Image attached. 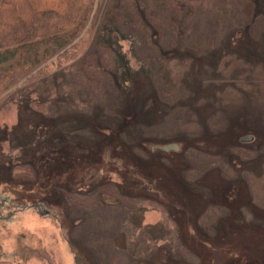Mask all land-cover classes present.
I'll use <instances>...</instances> for the list:
<instances>
[{"label":"rangeland","instance_id":"374dc122","mask_svg":"<svg viewBox=\"0 0 264 264\" xmlns=\"http://www.w3.org/2000/svg\"><path fill=\"white\" fill-rule=\"evenodd\" d=\"M169 12L158 36L116 40L113 82L89 109L63 96L41 113L23 78L3 88L0 71V264H203L174 254L189 219L215 237L207 263L264 264V0H186ZM30 26L1 28V41ZM122 137L131 157L112 144ZM171 142L180 150L151 148ZM144 185L183 208L121 194Z\"/></svg>","mask_w":264,"mask_h":264},{"label":"trees","instance_id":"16d2710c","mask_svg":"<svg viewBox=\"0 0 264 264\" xmlns=\"http://www.w3.org/2000/svg\"><path fill=\"white\" fill-rule=\"evenodd\" d=\"M98 1L103 0H0V71H4L3 88L12 87L17 80L23 78L22 87L25 94L31 93L29 98L31 106H29L41 113L47 112L49 106L47 102H52L53 99L60 102L63 96L71 98L74 106L76 105L82 110L89 109L100 102L106 89L113 82L112 73L115 69L114 61L117 53V47L113 44L116 43V40L129 37L128 32L136 31H140L139 36L149 38V40L150 37L158 36L161 32L159 29L161 15L170 16L172 13L169 11L175 13L186 4V0L106 1L108 7L105 5L97 17ZM137 5L144 7L145 10H138ZM127 6L131 8L127 11L129 16L125 13ZM185 8L187 9V5ZM152 9L154 11L151 12ZM169 19L170 22L173 21L172 16ZM20 23L31 25L30 30H24L27 32L25 33L26 37L1 41L3 34L1 28L6 31ZM91 23L92 25H90ZM86 26H88L87 31L91 28L90 43L84 52H79L74 46L76 45L75 40L80 38L78 40L80 41L83 38L81 34ZM68 55L70 57L66 59ZM53 61L54 63L56 61L65 63L58 62L56 67L48 72L49 63ZM41 86H45L43 89L45 93L38 92L37 89ZM48 86H51L53 90H50V93H46ZM33 92H38V94L34 96ZM116 143L112 144L117 146L125 157H131L129 153L134 152L131 143L129 145L123 137ZM124 160L126 165L132 162V160ZM133 175L132 177H135ZM140 176L149 178L146 179L147 182L152 180L145 174ZM143 188L134 189L136 192L133 189L129 192L126 188L121 191L123 192L121 194H129L137 202L140 200L137 197L141 196V199L161 206L155 203L160 198L151 195L155 192V188L147 187V185H144ZM160 200L167 210L169 207L171 211L176 209L175 212L180 208L175 203H178L182 208L184 205L182 201H179V197L177 199L170 198L168 201L167 199ZM188 221L189 232L186 231L188 233L184 235L179 234L181 242L177 250L179 253L174 251V254H182L181 256L185 258L196 255L200 261H203V264H211L200 256L205 253L203 249H206L208 242L211 243L212 240L213 243L215 242V237L208 236L201 230L198 220L189 219ZM255 228L254 226L247 227L244 235L250 236L257 232ZM232 235L235 236V234ZM167 240L169 241V239ZM168 241L163 243L166 245L165 247L160 246L157 249L166 250L168 246L171 248ZM228 241L234 243L235 238L228 239ZM177 245L179 244L177 243ZM152 253H157V251L153 249Z\"/></svg>","mask_w":264,"mask_h":264},{"label":"water","instance_id":"95a60500","mask_svg":"<svg viewBox=\"0 0 264 264\" xmlns=\"http://www.w3.org/2000/svg\"><path fill=\"white\" fill-rule=\"evenodd\" d=\"M252 139H253V135H245V136L241 137L242 141H250ZM151 148L153 150L160 149V150H164V151H171V150L179 151L180 150V144L176 143V142H171V143H166V144H154L151 146Z\"/></svg>","mask_w":264,"mask_h":264},{"label":"crops","instance_id":"0c3cea01","mask_svg":"<svg viewBox=\"0 0 264 264\" xmlns=\"http://www.w3.org/2000/svg\"><path fill=\"white\" fill-rule=\"evenodd\" d=\"M57 231H58V229H57ZM64 239L67 240L66 236H64ZM67 243H68V242H67ZM63 244H64V243H62V245H63ZM69 249H70V251H71V248H70V247H69ZM67 253H70V252L67 251ZM68 255H69V254H68ZM67 262H68V260H67Z\"/></svg>","mask_w":264,"mask_h":264}]
</instances>
